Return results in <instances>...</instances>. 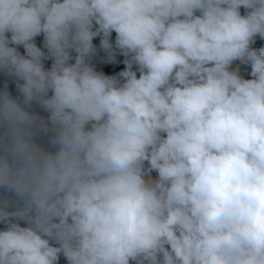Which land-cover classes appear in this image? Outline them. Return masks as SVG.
<instances>
[{"label":"clouds","instance_id":"clouds-1","mask_svg":"<svg viewBox=\"0 0 264 264\" xmlns=\"http://www.w3.org/2000/svg\"><path fill=\"white\" fill-rule=\"evenodd\" d=\"M257 36L264 0H0V264H264Z\"/></svg>","mask_w":264,"mask_h":264},{"label":"trees","instance_id":"trees-1","mask_svg":"<svg viewBox=\"0 0 264 264\" xmlns=\"http://www.w3.org/2000/svg\"><path fill=\"white\" fill-rule=\"evenodd\" d=\"M242 9V13H243ZM100 37L94 38L93 43L97 47V52L92 57V63L96 67L97 71H104L105 74L115 75L118 72L125 69L126 65L124 64V60L126 59L123 54L117 52L116 59L113 62L107 61V54L104 52V50L100 47ZM113 43L115 42V33L112 35ZM36 42L38 46L43 47V34L36 37ZM254 47H261L264 46V40H262L259 36L256 38V43L253 45ZM21 53L24 52L23 47L20 48ZM46 51V49H45ZM52 61L46 60L45 66L50 67ZM241 73L246 76V78H250V66L246 65H240ZM139 74V73H138ZM5 82H7L9 90L13 93V95H18V92L16 90L15 86V80L14 78L7 77L4 73L0 72V88L4 87ZM33 110L36 111L39 115L43 117H47L48 113L45 112L42 108H40L38 105L33 106ZM4 225L0 224V228H3ZM59 264H67L66 259L61 255Z\"/></svg>","mask_w":264,"mask_h":264}]
</instances>
